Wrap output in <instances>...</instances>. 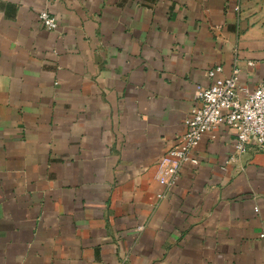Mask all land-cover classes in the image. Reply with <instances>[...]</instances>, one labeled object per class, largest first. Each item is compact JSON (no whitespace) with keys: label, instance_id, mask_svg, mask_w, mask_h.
<instances>
[{"label":"crops","instance_id":"crops-1","mask_svg":"<svg viewBox=\"0 0 264 264\" xmlns=\"http://www.w3.org/2000/svg\"><path fill=\"white\" fill-rule=\"evenodd\" d=\"M217 64L264 79V0H0V264H264V149L167 182Z\"/></svg>","mask_w":264,"mask_h":264},{"label":"built area","instance_id":"built-area-1","mask_svg":"<svg viewBox=\"0 0 264 264\" xmlns=\"http://www.w3.org/2000/svg\"><path fill=\"white\" fill-rule=\"evenodd\" d=\"M37 20L47 29L58 28L55 15L46 7L38 11ZM221 70L219 64L209 68L207 74L212 81L193 91L194 103L184 118L185 130L168 150L176 161L166 168L170 175L168 183L175 182L182 162H196V157L191 155L192 149L205 132L219 123H225L235 137L230 159L244 153L249 145L264 149V79L249 89L238 84L239 67L234 66L226 76L217 75Z\"/></svg>","mask_w":264,"mask_h":264}]
</instances>
